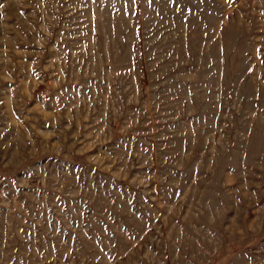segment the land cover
<instances>
[{"label": "rangeland", "instance_id": "obj_1", "mask_svg": "<svg viewBox=\"0 0 264 264\" xmlns=\"http://www.w3.org/2000/svg\"><path fill=\"white\" fill-rule=\"evenodd\" d=\"M0 264H264V0H0Z\"/></svg>", "mask_w": 264, "mask_h": 264}]
</instances>
